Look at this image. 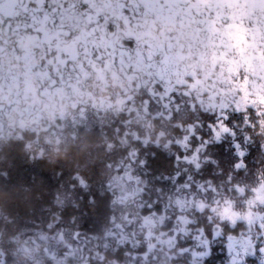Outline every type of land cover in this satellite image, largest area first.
Listing matches in <instances>:
<instances>
[{"label": "trees", "instance_id": "obj_1", "mask_svg": "<svg viewBox=\"0 0 264 264\" xmlns=\"http://www.w3.org/2000/svg\"><path fill=\"white\" fill-rule=\"evenodd\" d=\"M231 2L237 5L239 0L227 2L221 0L222 5L226 4L225 8L210 6L206 0H161V5L159 4L161 9L159 8L157 12L151 11L152 14H146L136 0H44L42 3H39V0H0V40L2 43L5 41L9 43L13 37L18 36V40L23 43L21 46L28 48L29 45L33 48L30 52L27 51L35 60L37 69L44 74V70L47 72L46 78L44 80L41 78L44 88L41 91L44 92L39 93L37 89V94L50 92V96L53 97L54 89L59 88V84L64 82L69 85L63 83L64 93L59 98H54L59 101L65 100L71 108L83 97L90 99L96 107L104 110L109 107L116 110L117 104L125 107L138 100L141 105L145 102L153 113H160L161 109V116H168L170 113L172 119L178 118L188 109L199 110L193 131L199 134L202 140L208 141L205 154L209 158L203 170L193 173V179H209L210 182V187L195 188V186H175L171 184L170 177H155L160 173H168L172 166L167 153L158 150L149 159L147 165V168L152 170L154 181L149 186H143L144 193L130 199V203L126 206L117 205L115 193L110 192L113 186L109 177L94 188L81 185L80 177L73 172L71 165L65 164L60 169H56L36 159L41 155L40 152L35 151L40 146V142L30 148L32 141L26 146L22 139H6L3 143H10H4V146L0 148V264H13L21 253L20 243L25 241L29 244H37L42 256L40 264H54L41 251L48 244L54 247L48 235L65 230V235L62 236L68 239H66L67 242H71L70 237L84 236L86 239L90 237L89 239L99 243L110 226V216L115 213L122 214L128 208H131L137 217L134 225L138 228L142 241L133 249L132 246L112 245L110 242L107 243V248L97 247L95 250L97 252L107 250L111 258L121 261L122 264H144V260L148 264L157 250L156 246L150 249L147 245L152 240L150 236L156 234L160 226L166 230L176 226L182 229L183 225L180 224L184 213L182 210L179 211L175 204L178 201L184 202L183 197L189 210L187 213L192 214L194 226L202 225L208 233L213 223L219 221L221 225L226 224L225 221L229 219L231 209L225 213L228 215L226 219H222L219 213L226 199L229 202L227 206L231 204L236 206L237 203L234 201L237 197L230 191L238 187L240 180H243V185L248 187L255 182L264 181V151L261 150L258 138L245 136V133H251L253 129L237 126L238 119L234 122L229 121L226 124L233 135L230 136L229 133L222 135L217 142L208 124H216L220 117L211 110L204 111L201 105L205 98L209 100V106L212 109L216 101L225 97L222 98L217 92L211 91L209 86L199 85L198 82L187 85L189 88L192 87L188 96L182 94L179 97L174 91L168 89L167 82L162 77L164 72L158 73L159 70L155 71L156 69L146 62L159 64L164 58L172 59L170 50L164 48L162 54L159 51L156 56L150 53V49L140 48L143 39L141 35H138V27L144 25L135 24L136 20L152 19L155 20L153 25L161 31L164 26V30L168 27L167 24L178 20V24H169V28L182 27L179 26L180 17L185 20L186 14L189 13L197 22L193 27L191 26V32L194 30L197 33L196 36H204L201 43L208 51L209 58H213L204 62L206 67L213 64L216 59L229 70L228 76L225 77L230 80L228 84L230 90L235 91L236 94L242 93L244 97L250 95L247 102L259 106V100L264 99V92L261 93L262 98H256L255 95L258 93L253 90L252 78H247L248 75L245 73L251 65L249 60L261 65L257 58L251 59V55L254 57L255 52L261 48L258 42H255L254 46H252L254 43L246 44L241 35H237L240 22L235 20V24L232 23L228 15L224 16L226 21L218 24L215 23L214 18L212 21H202L207 13L212 16L218 14L221 17L229 11H234L235 15L242 14L240 10L244 8L241 9V7L246 3L231 8ZM250 4L254 7H252L255 10L254 15L260 20L255 5L264 4V0H250L247 5ZM189 7L191 10H187ZM172 16L176 17L172 18ZM263 24L260 21L258 26L256 24L253 26L263 31ZM128 25L131 26L128 27ZM180 30L184 38L191 40L196 37L192 34L191 38V32L188 34L186 27ZM158 33L155 38L164 40L166 33ZM170 37L174 39V36L168 34V38ZM15 43L11 45L18 51ZM165 43L171 44L167 39ZM262 43L264 44V41ZM58 47H60L59 50ZM262 47L264 48V45ZM241 49L244 50L241 51ZM58 51L65 55V61L61 56L59 60L56 59ZM51 56L60 63L59 69L62 66L65 71L59 79H55L52 65L45 62L46 58ZM8 58H11V55H8ZM3 59L10 61L5 56ZM24 59L26 65H29V58ZM13 60L19 61L17 65L19 71H24L20 57L18 60L15 58ZM10 66H14L11 61ZM170 66L164 64L163 68L165 70ZM178 69L180 72L183 70L180 65ZM234 69L237 71L233 72ZM259 75L264 85V66L262 65ZM20 76L23 80L26 77L23 73ZM236 76L242 79L246 76L247 79H251L250 88L246 84L247 91H245V81L239 82ZM31 78H38V75L34 77L31 74ZM89 80L93 81V88L100 92H104L111 84L113 87L118 86L124 89L125 92L131 91L134 95L126 97L121 94L114 102H108L104 96H93L86 89H82ZM143 84L147 90L142 89ZM48 86L51 88L48 89ZM159 88H162V108L154 106L152 100V95H155ZM180 100L185 101L184 105ZM101 101H103L102 106L99 105ZM249 110L252 112L251 107ZM113 113H119V120L113 124L119 136L123 132H130L132 117L139 118L142 115L138 116L139 113L136 114V112L133 115L130 110V119H127L123 111H113ZM158 116L159 119L160 116ZM96 124L95 122L93 125ZM77 126L81 125L76 123L72 128ZM182 130L185 131V128ZM136 131L139 129L136 128ZM172 131L175 136L183 133L177 128ZM188 133L186 129L184 135H179V141L183 142ZM237 144L239 148L235 146ZM126 150L124 147L122 151L116 153L111 165L118 162ZM238 152H243L244 156L240 157ZM238 162L242 163V169L235 167ZM190 174L192 177V173ZM160 178L162 180H159ZM243 191L248 194L245 187ZM220 192L221 198L217 200L214 194ZM223 192L227 198L224 197ZM205 198H208V201H204ZM199 208L200 210L196 211ZM208 218H211V221ZM226 229H230L228 224ZM63 244L58 242L61 248ZM57 253L61 255L59 251ZM84 261L85 264H95L90 254ZM194 264L207 263H199L197 259H194Z\"/></svg>", "mask_w": 264, "mask_h": 264}, {"label": "rangeland", "instance_id": "obj_2", "mask_svg": "<svg viewBox=\"0 0 264 264\" xmlns=\"http://www.w3.org/2000/svg\"><path fill=\"white\" fill-rule=\"evenodd\" d=\"M43 1L44 0H39V3H42ZM160 1L161 0H158V2L157 0H136V2L142 6L143 10H145L144 13L146 14H152L151 11L157 12V10H159ZM206 1L210 6L214 5L223 8L224 5H226H222L221 0ZM227 1L228 0H224V2ZM249 1L250 0H239V3H237V5H233V2H231V8L237 7L239 6V4L243 5L246 3L247 5ZM246 5H243L241 7V9L244 8L242 10V14L237 13L235 15L234 11H229L223 14V17H221L218 14L212 16L207 13L206 16L203 17L202 21H212L214 18L215 23L218 24L221 21H226V18H224V16L228 15V17L231 18L232 23L235 24V20H238L240 22H237V35H241V37L244 38V41H246V44H251V42L248 41L249 37L254 43L260 36L263 35V31L260 28L259 30H257L255 26L250 25L255 24V17L252 11L253 6H251L252 4H250L246 7ZM187 10H191V7H189ZM194 23L196 24L197 22L193 20V18H191L189 13H187L185 16V22L182 27H186L187 33L189 34V32L192 31L191 26L193 27ZM169 24L174 25V23L172 22ZM176 28L172 26L171 28H169L168 25V27L165 28L166 34L164 36V40L167 39V41L172 43V37L168 38V34L170 36L178 37L179 40H176L174 37L175 42L173 45L176 49V52L171 54L172 60H170V62H177L183 69L181 71L183 73H180L179 81L174 82L172 85L168 86V89L174 91L176 94H178L179 97H181L182 94L188 96V93L192 88L187 87L188 84L191 85V83L198 82L199 85H204L206 87L209 86V89L211 91H215L218 94H221V96L226 95V98L229 97V99L232 100V105L238 104L241 106L239 114L236 115L239 119L238 126L241 125L244 129H253V126L264 127V119H262L264 118V104H259V106L250 104L247 102L248 100L244 97V95H242V93L233 94L231 90H228V84H230V82L229 79H227L225 76L229 73V70L224 65L218 63L216 59L214 60L213 64H209V66L206 67V64L204 62L213 60V58H209L208 51L201 43L204 40V36H196L197 33L193 30V32L190 33V36L192 38L193 34V36L196 37L190 40L189 38H184V36H182V31L180 30L181 27ZM142 31L144 32L143 28ZM143 32L139 31L138 35H142ZM246 37H248V39ZM190 41L199 43V49L195 53L192 50L193 44L189 43ZM257 42L258 46L261 48L259 51L255 52L254 56L259 61L258 63L264 66V48L262 47L264 44L262 43V40H259ZM19 45L21 46V44ZM254 45L255 43L252 46ZM8 48L11 47L6 41L0 44V58L2 57V53L4 56L5 54H8ZM13 50L14 49H12V51ZM243 50L244 49H241V51ZM6 58L11 61V58H8L7 56ZM255 58L253 57V55H251L252 60H254ZM10 61L0 59V90H2V99L5 101L3 103L4 105L11 103L14 104L13 107H9L6 112L3 113V115L0 117L3 123V126H1L0 129L2 140L4 141L9 138L22 139L26 146L30 145V141H32V144L29 146L31 148V146L33 147V145H35L36 143L40 142L41 145L42 141H49L53 139L52 136H41V133L47 132L49 130L48 128L54 126L59 133H62V131H64L66 128L71 127V124H69L71 121L69 119H66V115L62 111H59L55 114V117H57L58 119H15V122L12 125L5 124L15 115H22L27 117V113H31V111L35 107H37V104L33 103L32 96L35 95L34 90L38 89L39 93L44 92L41 91V89H44L41 78L42 80H44L47 75L46 70H44L46 75L44 73H40L38 75V78L28 80V82H22L23 79H21L22 77L20 76L22 73L19 72L18 74H16L15 70L17 68L14 69V66H10ZM249 62L251 63V65L248 66V69L245 70V73L248 75L247 78H252V80H250L252 81L253 90L256 93L261 94L264 90L263 82L260 81L262 77H260L259 75L261 65L255 64L256 62L250 60ZM235 71L237 70L234 69L233 72ZM53 72L55 79H59L60 77H62V74H65L62 66L59 70L53 69ZM19 76L20 79H18ZM236 78L237 80H239V82L241 80H243V82L245 81V91H247L246 84L247 87L250 88L251 81L247 79L246 76L245 79H242L240 76H236ZM189 79L190 81H188ZM224 87L226 90L224 89ZM232 95H234V97ZM248 96L250 98V95ZM255 97L258 98V96ZM203 100H205V98ZM224 100L226 99H223V101ZM180 101H182L181 104L185 102L184 100ZM249 107H251L252 112L249 110ZM233 111L235 112V109H233ZM257 113H259V115H257ZM169 115L170 113H168V116ZM85 120L87 119L80 120L81 122L79 123H83L84 127H87L89 126V124L86 123ZM92 120L100 121V119ZM136 121L143 122L144 119H136ZM67 123L69 124V126ZM99 123L100 122H97V124ZM130 123L132 127L130 128V132L126 134L127 138H125L124 140L130 144L131 140H133L134 142H139L142 145L146 146V144H144L141 139L136 138L137 136H142L143 133L140 124L134 122L133 120ZM136 128H138L139 131H136ZM177 129L181 130L185 134L186 129L185 131H183L182 128ZM53 133L55 134V136L57 135V132ZM178 136L179 135L175 136V140H179ZM137 151H139V148H137ZM180 151V154H177L176 164H191L194 168L199 167V164L197 163H200V159L202 158H200L199 155V160L196 158V155L198 153L194 152V150L186 151L185 149H181ZM111 168L112 171L109 178L113 187H111L112 189L110 192L115 193L117 205L121 204L126 206L130 203V199L132 200L136 198V196L144 193L143 185L145 184V181L148 180V178L145 176L139 177V174H137L136 170H133V167L130 165V158L113 163L111 165ZM184 198L185 197H183L184 202L178 201L175 205L179 211H183L184 214L182 215L186 217L189 210L186 206ZM126 210L122 212V214L115 213L114 215L110 216V226L105 231L103 240L101 239L99 243H96L94 242V240L89 239L90 237L86 239V237L84 236L70 237L71 242H67L68 239H64L62 236L63 234L65 235V230H63L48 235V237L51 238L54 247H52L51 244H48L47 247H44L43 250H41L42 254L48 257L54 264H85L84 260L88 257L89 254L92 257L94 256V252L92 251L93 249L97 247H100L101 249L107 248V243L110 242H112L110 243L112 245H127L129 247L132 246V249L135 248L142 241V239L140 238L141 235L139 236L138 228L134 225L137 217L135 216L134 212ZM183 216H181L182 221L183 218H185ZM154 235L155 234H153V236H150L152 240L149 241L147 245H155ZM58 242L64 243L62 248L59 247ZM19 250L26 256L31 257V264H40L42 256L41 252H39L37 244H29L25 241L24 243H20ZM58 251L61 253V255L57 253ZM144 262V264H146L145 260Z\"/></svg>", "mask_w": 264, "mask_h": 264}, {"label": "flooded vegetation", "instance_id": "obj_3", "mask_svg": "<svg viewBox=\"0 0 264 264\" xmlns=\"http://www.w3.org/2000/svg\"><path fill=\"white\" fill-rule=\"evenodd\" d=\"M255 6H256L257 11L259 12L258 15L260 18L259 20L257 16L254 15L255 24L258 26L260 21L264 23V4H256ZM159 8L161 9L162 7L159 6ZM240 11L242 12V10ZM252 11L254 14L255 10L252 9ZM174 17L176 16H172V18ZM172 18H169V19L172 20ZM148 20L141 19V20H136L137 22H135V24L141 23L142 25H144L143 27H138L139 31L143 32L142 28L144 30L143 34L141 35L143 42L140 44V48L145 47L147 50L150 49V53H153L156 56L159 54V51H161V54H162V50H165V49H169L171 54L176 52V49L173 45L175 42L174 39H172L171 44L167 45L165 43V40H161L160 38H155V35L158 32H163V33L165 32L164 30L165 26L160 31V29H158L156 26L153 25V22L155 20H152V19H150L149 21ZM147 22L149 23L147 24ZM172 22L174 24L176 23L178 24V20L177 22H174V21ZM184 22L185 20L182 17H180L179 26H182ZM251 25H254V24H251ZM129 26L131 25H128V27ZM262 28H264V24ZM33 29H36V28H33ZM263 33H264V30H263ZM43 35H44V32L42 33V36ZM174 37L176 40H179L177 36H174ZM18 38H19L18 36L13 37V40L9 42L11 48H8L9 51H8V54H5V57L6 56L8 57V55H11V64L15 66V69L17 68L16 74L20 72L19 67L17 66L19 61H14L13 58L18 60L20 57L21 61L23 62L22 68H24V71L22 70L21 73L26 75L25 79L22 80V82H28V80H32L31 74H33L35 77L36 75H39L41 72L37 69V64L35 60L29 54L30 49H33V48H30L29 45H28V48L20 46L19 44L23 45V43L20 42ZM49 38L51 39L52 37H49ZM246 38L248 39V37ZM242 40L244 41L243 37H242ZM259 40L264 41V35L260 36L255 42ZM249 41L253 43L250 37H249ZM15 42H17V44ZM1 43L2 41L0 40V44ZM12 43H15L18 51H16L13 48V46L11 45ZM12 49L14 50L12 51ZM57 49L59 50L60 47H58ZM26 51L28 55L26 54ZM15 52L17 53L15 54ZM60 56L65 61V55L63 53L61 54L58 51L57 57L56 56L55 57L56 59L59 60ZM3 57L4 55L2 53V57L0 59L2 60ZM26 57H28L30 60L29 65H26L25 63L24 58ZM56 59L51 56L49 58H46L45 60V62L47 61L48 65L49 64L52 65V71L53 69L59 70L60 63ZM151 60L152 59H150V61ZM170 60L172 59L164 58L162 59V62H159V64L157 63L149 64L150 62L147 63L145 60L146 64L156 69L155 71L159 70L158 73L161 74L162 72H164L162 73V77L165 80V82H167L166 86H170L174 82L179 81V76L181 73L180 70L178 69L179 64L177 62H170ZM164 64H169L171 66L168 69L165 68L164 70L163 68ZM63 83L64 82H61L59 84V88L54 89V93L52 94L53 97L50 96L51 95L50 92L37 94V90H34L35 95L32 96V100H33V103L37 104V107H35L31 111V113H27L28 114L27 117L22 116V115L20 116L15 115L12 119H9L8 122L5 124L12 125L15 122V119H58L57 117H55V114L59 111L64 112V114L66 115V119H69L71 121L69 123L71 124V127H68V128H72L76 123L80 124L79 123L81 122L80 120H83V119H87L85 120V122L88 123L89 125H93L95 124V122L96 123L99 122V121H93L92 119H100V113L80 112L74 115L71 110L76 108L77 104H74L75 106L71 108V106H69L65 100L59 101L58 99L54 98V97L59 98L64 93V89L62 88L64 84L69 85L67 83H64V84ZM153 86L157 87L156 85H153ZM153 86H150V87H153ZM141 87L142 89L147 90L145 89L146 86L144 84L141 85ZM50 88L51 87L48 86V89ZM228 90H230V88H228ZM232 93L235 94V91ZM152 96H153L152 100H153L154 106H159V108L161 106L162 108V105H163L162 88L161 89L159 88L156 94ZM225 96H222V98H224ZM255 96H258V98H262L261 94H256ZM245 98L248 99L249 96ZM225 99L226 100L224 101L223 99L216 101L212 109L209 106V100H203L201 107L203 108L204 111L211 110L215 112L216 115L220 117V119H222L224 115H227L228 120L224 121V123H227L229 121L234 122L235 119H238V116H236L237 114H239V111L237 112V108L239 107L241 109V106L238 104L232 105V100H228L229 97L228 98L225 97ZM3 102L5 101L2 99V90H0V117L3 115V113L6 112V110L9 107L14 106L13 103L4 105ZM143 103H144L143 108L138 109L139 111L137 109L135 111L131 110L133 115L135 114V112L136 114L139 113L138 116L142 114L139 118L137 117L136 119L145 120L146 114H152L153 117L151 116V118L154 120L158 119L157 118L158 115L161 118L163 117V115L161 116L162 109L160 113L158 112L153 113L151 112L147 104L145 102ZM102 104H103V101L99 103V105L101 106ZM129 106L131 108H134L135 104L133 103ZM115 109L120 112L122 111L125 112L128 117L127 119H130L129 109H126L124 106L120 107L119 104L116 105ZM233 109H235V112L233 111ZM101 110L103 112H108L109 110L117 112L116 110H114L113 107H109L107 110H104V109H101ZM33 113H36V114H33ZM80 125L84 126L83 123H81ZM1 126H3V123H2V119L0 118V129H1ZM63 132L64 131H62V133ZM126 134H127L126 132H123L121 134L122 142H127L124 140L125 138H127ZM176 135H184V133H179ZM229 135L231 136L233 135V133L231 132L229 133ZM56 136L54 133H52L53 139ZM183 140L184 141L181 142V144L173 143L172 145H170L169 149L159 150L161 152L167 153V157L168 159H170L172 166L171 168H169L168 173H160L159 175H156L155 177L157 178L161 176L170 177L171 184L175 186H185V187L195 186V188L196 187L197 188L210 187L209 179H196V180L193 179V173L203 170L206 167V164L208 163L209 156L205 154V151H206L205 146L207 145L208 142L205 143V140H202L201 136L195 133L194 131H192L191 134L188 133L187 139L186 140L183 139ZM0 143H3L1 131H0ZM131 145L132 147L130 148L125 146V149L127 150L126 152H124L125 153L124 156L121 159H119L118 162H120L121 160L130 158V165L133 167V170H136V173L139 174V177L145 176L148 178V180L145 181V184L143 186H149V184L154 181V178H152L153 177L152 170L150 168H147V165L149 164V159H151L154 156L153 151L151 150L153 146L151 145L144 146L141 143L134 142V141H131ZM137 148H139V151H137ZM181 149H185L186 151L194 150V152L198 153L196 155V158L198 159V155L200 158H202L200 159L201 162L197 163L199 164V167L194 168L193 165L191 164H185V165H183L182 163L176 164L177 154H180ZM244 151H246V149ZM239 169H242V167H240ZM190 173H192V177ZM159 180H162V179L160 178ZM238 183H240L238 184V187L236 186L230 191L237 197V199L234 198L235 199L234 202L237 203L236 206L232 204L227 206L228 205L227 203L229 202L226 199V201L222 204V208L219 213L222 219H226L228 215L225 214L227 213L225 210L231 209L230 216L228 217L229 219L225 221V223L228 224L230 227L229 230L226 229V224L221 225L218 221L212 224V228L207 233L205 231V228L202 225L196 224L194 226L195 223L193 222L192 214L187 213L186 217L183 218V221L180 224V225H183L181 230L179 226L173 227L171 230L163 229L160 226V228L154 235V239H155L154 246H156L157 249L164 246L157 242V237H159L160 241L171 240V243L174 245L172 250L178 253L176 259L172 261V264H194V259H197L199 263L206 262L207 264H264V253L260 251L261 248H264V188L261 187V185H264V181L255 182L254 185H249V187L243 185L244 184L243 180H240ZM244 187L246 188V191L248 192V194H246V192L243 191ZM253 189H257L258 191L254 192ZM223 194H224V197L227 198L224 192ZM214 196L217 198V200H220L221 192L214 194ZM204 201H208V198H205ZM199 210L200 208L197 209L196 211H199ZM233 214L235 215L233 216ZM230 217L232 218L230 219ZM208 220L211 221V218H208ZM160 224H162V221H160ZM161 233H165V235L161 236L160 235ZM229 236L233 237V239L238 242L236 250L233 252H230L227 248V243H228L227 238ZM241 244L243 245V248H241Z\"/></svg>", "mask_w": 264, "mask_h": 264}, {"label": "clouds", "instance_id": "obj_4", "mask_svg": "<svg viewBox=\"0 0 264 264\" xmlns=\"http://www.w3.org/2000/svg\"><path fill=\"white\" fill-rule=\"evenodd\" d=\"M189 43L193 44L192 50L195 53L199 49V43L191 41ZM92 84L93 81L89 80L82 86V89H86L93 96H104L108 102H114L117 96L121 94L126 97L134 95L131 91L125 92L124 89L118 86L113 87L111 84L104 92H100L94 89ZM134 104V108H130L128 105H125V108L132 111L143 108L138 100L134 101ZM71 111L74 115L80 112H98L100 113V123L87 127L67 128L63 133H59L54 126L50 127L47 132L41 133V136H52L53 132H57V136L52 140L42 141L41 145L35 149V151L41 153L36 159L56 169H60L65 164L71 165L73 172L80 177L81 185L94 188L110 176L113 156L122 151L125 146L130 148L132 145L122 142L121 136L117 135L116 130L113 128V124L119 120V113H113L111 110L103 112L90 99L83 97L77 102V107ZM198 111L188 109L176 119H172L170 114L159 118L158 121L152 119L150 114L145 115L143 122L136 121V118L132 117L131 119L139 123L143 131V135L136 138L141 139L146 145L153 146L151 149L153 155L156 154V150L169 149L173 143L181 144V141L175 140L172 130L174 128H185L191 134L195 127V118L198 116ZM245 136L258 138L261 150L264 151V127L253 126L252 132L245 133ZM184 139L186 140L187 136ZM4 143H0V148L4 146ZM126 211H132V209L128 208ZM160 235L164 236L165 233ZM157 242L164 246L156 250L148 264H172L178 253L172 250L174 245L171 240L160 241L157 237ZM153 247L155 246L149 245L150 249ZM92 251L94 252L93 260L95 264H122L121 261L111 258L107 250L96 252L93 249ZM13 264H31V257L21 252Z\"/></svg>", "mask_w": 264, "mask_h": 264}, {"label": "snow or ice", "instance_id": "obj_5", "mask_svg": "<svg viewBox=\"0 0 264 264\" xmlns=\"http://www.w3.org/2000/svg\"><path fill=\"white\" fill-rule=\"evenodd\" d=\"M259 103H260V104H264V99L259 100ZM240 110H241V109L238 107V108H237V111H240ZM257 115H259V113H257ZM245 119H247V118H245ZM226 120H228V116H227V115H224L222 119H218V120H217L216 124H212V123H209V124H208V128H209V130H210L212 136L216 139L217 142L221 139V137H222L223 134H228V133H231V131H232V130L229 128V126H228L226 123H224V121H226ZM207 142H208V141L205 140V143H207ZM235 146H236L237 148H239V144H237V145H235ZM238 155H239L240 157H243V156H244V153H243V152H238ZM242 166H243L242 163H239V162L235 165V167H236L237 169H239V168L242 167ZM261 187L264 188V185H261ZM253 191L256 192V191H258V190H257V189H253ZM225 211L227 212V209H226ZM234 215H235V214H233V216H234ZM231 218H232V217H230V219H231ZM227 239H228V243H227V248H228V250H229L230 252L235 251L238 242H237L236 240H234L233 237H231V236H229ZM241 248H243V245H242V244H241ZM245 250H246V249H245ZM260 251H261L262 253H264V248H261Z\"/></svg>", "mask_w": 264, "mask_h": 264}]
</instances>
